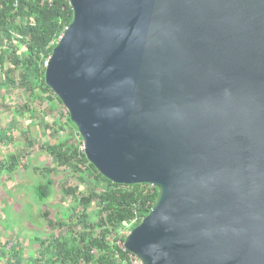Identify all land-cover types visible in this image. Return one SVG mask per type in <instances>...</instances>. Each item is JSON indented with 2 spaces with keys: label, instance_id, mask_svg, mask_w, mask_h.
I'll return each instance as SVG.
<instances>
[{
  "label": "water",
  "instance_id": "obj_1",
  "mask_svg": "<svg viewBox=\"0 0 264 264\" xmlns=\"http://www.w3.org/2000/svg\"><path fill=\"white\" fill-rule=\"evenodd\" d=\"M46 63L91 163L160 194L144 264H264V0H69Z\"/></svg>",
  "mask_w": 264,
  "mask_h": 264
},
{
  "label": "trees",
  "instance_id": "obj_2",
  "mask_svg": "<svg viewBox=\"0 0 264 264\" xmlns=\"http://www.w3.org/2000/svg\"><path fill=\"white\" fill-rule=\"evenodd\" d=\"M73 15L69 0H0V66L3 69L9 59L12 67L6 76L7 83L16 84L17 79L10 72L15 73L19 67L22 69L19 84L31 97L37 96L36 91L42 89L64 105L46 84L45 69ZM65 109L61 119L74 127L79 139L68 136L51 144L48 151L57 165L73 168L78 174L80 181L63 188V194L73 195L70 219L77 218L79 230H67L56 240L49 241L50 245L37 236L36 241L46 245L44 258H39L38 264H129L127 252L119 245L126 239L120 227L135 218L130 230L138 226L151 212L160 191L149 184H118L104 176L87 158L83 138ZM9 133L8 128L0 129V143L12 139ZM17 163L16 156L12 155L10 162H0V165L13 171ZM43 171L47 176L34 190L38 199L47 200L55 180L53 168L44 167ZM80 182L86 184L88 192L82 196L78 194ZM93 205L96 208L91 210ZM43 213L50 215L46 210ZM58 219L62 226L69 225L60 214Z\"/></svg>",
  "mask_w": 264,
  "mask_h": 264
},
{
  "label": "rangeland",
  "instance_id": "obj_3",
  "mask_svg": "<svg viewBox=\"0 0 264 264\" xmlns=\"http://www.w3.org/2000/svg\"><path fill=\"white\" fill-rule=\"evenodd\" d=\"M10 66L9 59L3 69L0 66V129L8 128L12 138L0 143V162H10L15 155L18 163L13 171L0 165V264H38L46 245L36 241L37 236L50 245L49 241L67 230H79L77 218L70 219L73 195L63 194V188L80 181L78 174L57 165L48 151L51 144L79 136L72 125L62 121L66 109L53 94L38 89L37 96L31 97L19 84L21 68L10 72L17 79L15 85L6 82ZM44 167L53 168L55 182L49 198L40 200L34 189L47 176ZM79 188L80 196L88 193L85 183L80 182ZM59 214L69 225L60 224ZM130 225L120 227L122 234L128 235Z\"/></svg>",
  "mask_w": 264,
  "mask_h": 264
},
{
  "label": "built area",
  "instance_id": "obj_4",
  "mask_svg": "<svg viewBox=\"0 0 264 264\" xmlns=\"http://www.w3.org/2000/svg\"><path fill=\"white\" fill-rule=\"evenodd\" d=\"M152 186V185H151ZM137 220V218H135L134 220L130 221V222H125L124 224H131L133 222H135ZM120 247L127 252L128 257H129V264H144L142 259L135 253L129 251L126 247L124 242H119Z\"/></svg>",
  "mask_w": 264,
  "mask_h": 264
}]
</instances>
